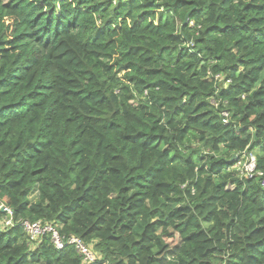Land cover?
<instances>
[{
  "label": "clouds",
  "instance_id": "obj_1",
  "mask_svg": "<svg viewBox=\"0 0 264 264\" xmlns=\"http://www.w3.org/2000/svg\"><path fill=\"white\" fill-rule=\"evenodd\" d=\"M0 64V264H264V0H0Z\"/></svg>",
  "mask_w": 264,
  "mask_h": 264
},
{
  "label": "trees",
  "instance_id": "obj_2",
  "mask_svg": "<svg viewBox=\"0 0 264 264\" xmlns=\"http://www.w3.org/2000/svg\"><path fill=\"white\" fill-rule=\"evenodd\" d=\"M5 55H6V53H5ZM9 71H10L9 67H6V66H3L2 64H0V81H2L3 79L7 78V75H8ZM25 87H27V83L26 82H25ZM32 87L33 88L36 87V81L35 80L32 81ZM10 102H18V101L10 100Z\"/></svg>",
  "mask_w": 264,
  "mask_h": 264
}]
</instances>
